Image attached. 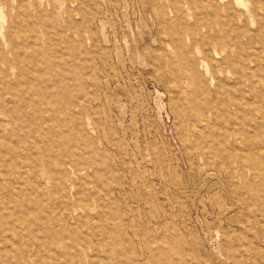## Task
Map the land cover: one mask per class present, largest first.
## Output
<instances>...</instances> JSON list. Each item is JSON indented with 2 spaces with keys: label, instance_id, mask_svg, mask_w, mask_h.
Segmentation results:
<instances>
[{
  "label": "rangeland",
  "instance_id": "374dc122",
  "mask_svg": "<svg viewBox=\"0 0 264 264\" xmlns=\"http://www.w3.org/2000/svg\"><path fill=\"white\" fill-rule=\"evenodd\" d=\"M0 264H264V0H0Z\"/></svg>",
  "mask_w": 264,
  "mask_h": 264
},
{
  "label": "bare ground",
  "instance_id": "6f19581e",
  "mask_svg": "<svg viewBox=\"0 0 264 264\" xmlns=\"http://www.w3.org/2000/svg\"><path fill=\"white\" fill-rule=\"evenodd\" d=\"M243 6V5H242ZM243 8V7H242ZM262 12V11H261ZM205 68H206V66H205Z\"/></svg>",
  "mask_w": 264,
  "mask_h": 264
}]
</instances>
